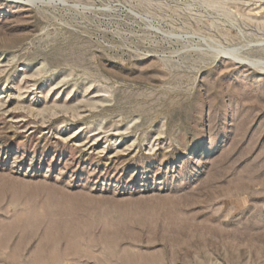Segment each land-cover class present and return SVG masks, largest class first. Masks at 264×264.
Returning a JSON list of instances; mask_svg holds the SVG:
<instances>
[{"label": "rangeland", "instance_id": "374dc122", "mask_svg": "<svg viewBox=\"0 0 264 264\" xmlns=\"http://www.w3.org/2000/svg\"><path fill=\"white\" fill-rule=\"evenodd\" d=\"M0 264H264V0H0Z\"/></svg>", "mask_w": 264, "mask_h": 264}, {"label": "bare ground", "instance_id": "6f19581e", "mask_svg": "<svg viewBox=\"0 0 264 264\" xmlns=\"http://www.w3.org/2000/svg\"><path fill=\"white\" fill-rule=\"evenodd\" d=\"M12 1H19V0H12Z\"/></svg>", "mask_w": 264, "mask_h": 264}]
</instances>
